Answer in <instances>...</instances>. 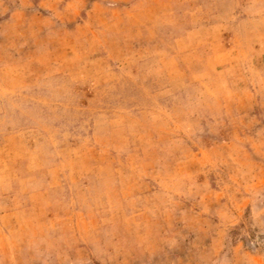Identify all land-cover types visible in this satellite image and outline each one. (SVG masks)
<instances>
[{"label":"rangeland","instance_id":"obj_1","mask_svg":"<svg viewBox=\"0 0 264 264\" xmlns=\"http://www.w3.org/2000/svg\"><path fill=\"white\" fill-rule=\"evenodd\" d=\"M0 264H264V0H0Z\"/></svg>","mask_w":264,"mask_h":264}]
</instances>
